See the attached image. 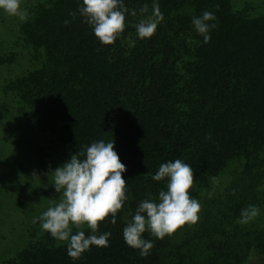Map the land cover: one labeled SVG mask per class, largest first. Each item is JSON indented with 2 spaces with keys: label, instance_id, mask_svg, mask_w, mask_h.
<instances>
[{
  "label": "trees",
  "instance_id": "obj_1",
  "mask_svg": "<svg viewBox=\"0 0 264 264\" xmlns=\"http://www.w3.org/2000/svg\"><path fill=\"white\" fill-rule=\"evenodd\" d=\"M67 4L63 0L62 5ZM158 5L164 18L151 38L135 43L134 50L144 48L140 57L131 52L130 62L125 64L131 67L108 76L102 87H93L83 69L93 43L91 26L86 22H70L65 24V31L55 32L52 25L67 20L60 16L59 9L49 19L48 31L43 36L49 67L27 73L17 80L18 85L23 86L22 90L27 88L33 120L42 130L65 139L64 126L71 125L83 140H114V151L125 166L128 129L129 126L132 129L140 114H145L143 111H153L156 106L153 114L159 119L162 111H175L172 106L179 101L191 107L187 111L185 131H180L174 141L176 152L183 159L191 158L189 162L195 169L192 196L199 201L201 195L209 194L199 222L182 234L177 232L174 237L166 236L162 240L145 232L144 239L152 241L154 247L142 257L123 238L124 224L131 219L135 202V187L127 170L122 177L127 181L128 200L117 214L115 224L108 218L98 228L97 234L111 233L108 246H92L87 260V254L84 255V264H242L252 250L264 252V191L261 189L264 149L242 145L264 127L253 110L257 82L264 79L263 53L250 55L238 64L233 60L226 62L209 81L208 90L197 95L199 91L193 82L196 76L190 75L188 79L182 73L191 45L199 49L205 44H197L200 35L192 24L193 17H200L205 11L214 13L216 19L210 23L216 27L210 30L209 47L223 53L229 52L232 34L241 30L239 19L232 14L228 0H159ZM120 66L123 67L115 59L114 70ZM185 77L187 80L182 82ZM155 82L158 85L154 86ZM178 83L182 85L173 87ZM182 92L186 97L179 99ZM74 134L67 135V140L77 142ZM235 141L251 148L241 160L242 169L230 171V181L210 195L219 180L218 173L231 166L218 172L223 153ZM188 148L196 149L195 153ZM249 205H255L259 214L253 221L240 223L241 210ZM85 233L90 235L91 230ZM31 261L34 257L22 264H33Z\"/></svg>",
  "mask_w": 264,
  "mask_h": 264
},
{
  "label": "rangeland",
  "instance_id": "obj_2",
  "mask_svg": "<svg viewBox=\"0 0 264 264\" xmlns=\"http://www.w3.org/2000/svg\"><path fill=\"white\" fill-rule=\"evenodd\" d=\"M67 1V5H62L63 0H21L22 7L29 13L25 21L0 10V264H22V261L26 260L29 263V259L33 257L34 261H31L33 264H84L88 259L89 251L84 252L79 259L74 260L69 257L67 242L58 241L44 231L39 217L49 207L58 204L63 195L62 191L55 192L50 173L70 161L72 155L84 152L93 142L83 140L79 131L73 129L71 125L64 126L65 139L57 137L50 131L42 130L33 120V105L27 102L30 98L27 88L22 90L23 86H19L17 81L29 72L46 70L49 67L43 36L48 31L47 23L54 13L60 9V16L64 15L68 23H85L79 13L82 0ZM123 2L129 10L126 14L127 26L114 44L106 46L94 34L91 37L93 41L91 52L89 49L83 69L90 76L93 87H102L108 76L113 77L116 73L129 69L131 66L125 67V64L130 62L131 52L138 58L144 51V48L134 50L135 43L140 40L134 25L139 20L152 15L153 3H159V0H123ZM228 3L232 14L238 17V24L241 27V30L232 34L229 52L223 53L220 49L211 51L209 42L205 43L203 36L200 35L197 44L205 43L204 46L198 49L197 45H191L190 51L186 53L189 60L183 67L182 73L188 75V79L190 75L196 76L193 82L197 92L199 91L197 95H203L208 90L209 81L226 62L233 60L238 64L256 53H263L262 58L264 57V0H228ZM145 4L148 6V12L143 18L138 13L139 6L143 7ZM133 10L137 13L135 16L131 14ZM70 13H76L75 17ZM52 26L57 33L65 31V23L62 19ZM115 59L123 67L114 70L112 65ZM156 85L158 84L155 82L154 86ZM181 85L178 83L173 87L178 88ZM185 97V93L182 92L179 99ZM254 97L253 110L256 119L264 123V79L257 82ZM147 98L148 93L146 100ZM172 107L176 110L162 111V118L159 119L153 114L156 112V106L153 111H143L145 114L139 115L140 119L132 129L129 126L126 139L128 149L126 168L135 187L133 192L135 202L131 216L142 200L153 197L158 199L159 191L166 190V181L157 182L152 179L162 163L181 159L194 169L193 164L189 162L191 158L186 160L184 156L183 159L176 152L174 141L175 136L180 135V131H185L184 126L189 119L187 111H191V107L180 101ZM71 132H75L73 138L77 142L67 140V135ZM242 145L264 149V127L248 137ZM249 149L251 148L243 147L235 141L229 150L223 153L218 172L229 164L231 166L222 170L221 174L218 173L219 180L213 185L214 189L210 195L217 189H222L230 181V171L242 169L241 160ZM195 150L190 151L195 153ZM141 179L144 181L141 182ZM193 189L194 185L189 195L195 199L192 196ZM261 189L264 191V183ZM208 195H201L199 200L201 209ZM253 220L255 219L251 221ZM195 225L196 223L185 224L171 236L174 237L177 232L182 234ZM80 230L86 232L89 228L85 225ZM76 231L73 226L72 234L74 235ZM85 235L87 236V233ZM85 254H87L86 260ZM242 264H264V252L252 250Z\"/></svg>",
  "mask_w": 264,
  "mask_h": 264
},
{
  "label": "clouds",
  "instance_id": "obj_3",
  "mask_svg": "<svg viewBox=\"0 0 264 264\" xmlns=\"http://www.w3.org/2000/svg\"><path fill=\"white\" fill-rule=\"evenodd\" d=\"M151 16L139 20L135 25L138 38H151L163 20L158 3H153ZM0 10L21 21L28 19V11L22 7L21 0H0ZM129 10L123 0H82L80 15L91 26L95 37L103 45H112L125 31L126 14ZM148 12L145 4L140 14ZM133 16L137 13L131 12ZM75 17L76 13H70ZM214 13L205 11L200 17H193L196 32L203 36L204 42L210 40V30L215 28ZM68 21H65L67 24ZM114 140H99L86 147L84 152L72 155L70 161L50 173L56 193L63 192L62 198L54 207H49L39 217L41 228L54 239L67 242V254L79 259L92 246L107 247L110 232L97 234L99 224L116 216L128 200L127 181L122 173L127 171L114 151ZM80 157H84L81 159ZM154 181H166V190H160L156 197L142 200L131 219L123 228L125 243L147 256L154 247L150 240L144 239L145 232L156 239L171 236L185 224H195L199 220L201 204L189 195L194 182V169L181 159L162 163L152 176ZM259 214L255 205L241 210L240 223H248ZM71 225V226H70ZM91 230L85 235L83 226ZM73 226L77 229L73 235Z\"/></svg>",
  "mask_w": 264,
  "mask_h": 264
}]
</instances>
